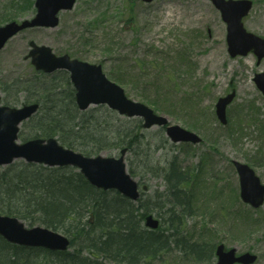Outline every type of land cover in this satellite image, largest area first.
<instances>
[{"label": "rangeland", "instance_id": "rangeland-1", "mask_svg": "<svg viewBox=\"0 0 264 264\" xmlns=\"http://www.w3.org/2000/svg\"><path fill=\"white\" fill-rule=\"evenodd\" d=\"M251 1L244 25L264 37V0ZM24 4L25 0H0V26L33 17L35 7L21 8ZM31 41L50 46L57 55L68 53L101 64L130 98L148 104L171 124L199 134V144L174 143L164 127L146 129L140 117L107 112L111 110L107 106L89 108L96 109L100 131L128 128L137 134L139 153L128 151L126 164L147 187L142 201L165 203L162 210L152 211L156 217L162 221L157 213L163 215L175 201L162 172L176 161L191 174L192 210L183 224L186 234L194 241L223 243L238 254H256L253 264H264V204L256 209L242 201L233 164V160L250 164L264 182V93L255 82L256 74L264 73V58L258 62L254 53L230 55L227 23L212 0H77L71 10L61 12L57 27L22 30L0 51L2 104L20 107L27 101L25 90L17 86L8 90L5 83L35 78L27 57ZM232 91L236 96L223 124L215 105ZM31 126L21 125L18 142L31 134ZM120 150L111 144L100 154L119 156ZM216 262V256L200 261L173 250L161 264Z\"/></svg>", "mask_w": 264, "mask_h": 264}, {"label": "trees", "instance_id": "trees-1", "mask_svg": "<svg viewBox=\"0 0 264 264\" xmlns=\"http://www.w3.org/2000/svg\"><path fill=\"white\" fill-rule=\"evenodd\" d=\"M34 2L25 0L21 8L33 10ZM34 73L33 79L5 83L8 90L13 86L25 90L26 103L40 104L38 112L25 121L32 124V132L22 141L57 137L64 146L88 156L100 154L111 144L139 153L135 149L138 136L131 129L100 131L96 109L79 110L67 71ZM128 170L137 173L132 166ZM162 176L175 201L163 215L157 213L162 218L160 227L149 229L145 217L155 208L162 210L165 203L142 201L143 194L132 201L116 190L98 189L71 166L49 167L25 161L0 166V213L27 220L30 226L39 224L62 231L71 240L69 250L51 251L18 246L0 236V264H161L173 250L196 260H212L215 245L192 240L183 227L192 210L190 171L171 161Z\"/></svg>", "mask_w": 264, "mask_h": 264}, {"label": "water", "instance_id": "water-1", "mask_svg": "<svg viewBox=\"0 0 264 264\" xmlns=\"http://www.w3.org/2000/svg\"><path fill=\"white\" fill-rule=\"evenodd\" d=\"M151 2L153 0H143ZM77 0H35L36 14L30 19L11 21L0 26V50L8 40L22 30L33 27H57L60 12L71 10ZM221 11L227 23V43L231 56L247 55L253 52L260 62L264 58V38L248 31L243 18L250 12L251 0H212ZM28 57L37 70L52 73L64 69L70 73L76 90V102L80 110L91 105L105 104L119 114L128 117H141L143 127L166 126V134L172 142L200 143L202 138L178 124H168V118L157 114L150 106L129 98L124 88L112 81L103 71L101 64H93L69 54L56 55L50 46L30 42ZM255 82L264 93V73H257ZM235 91L220 97L216 103L217 117L227 123V106L234 100ZM39 103L25 104L22 107L3 105L0 97V165H8L16 159L46 166H73L80 170L96 188L116 190L123 196L137 201L141 195L139 182L127 171L125 155L127 148L121 149L119 156H86L81 152L64 147L57 138H32L18 142L20 125L33 116ZM240 179V196L254 208L264 204V183L255 170L247 163L233 161ZM145 224L157 229L160 220L153 214L145 218ZM0 235L8 242L26 246L43 247L50 250H67L70 239L60 232L45 226L26 227L17 217L0 214ZM217 264H253L257 255L245 252L237 254L235 248L226 249L224 244L216 247Z\"/></svg>", "mask_w": 264, "mask_h": 264}]
</instances>
